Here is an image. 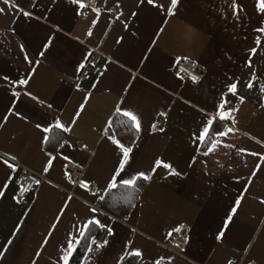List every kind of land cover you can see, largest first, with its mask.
Listing matches in <instances>:
<instances>
[{
  "label": "crops",
  "instance_id": "1",
  "mask_svg": "<svg viewBox=\"0 0 264 264\" xmlns=\"http://www.w3.org/2000/svg\"><path fill=\"white\" fill-rule=\"evenodd\" d=\"M236 2L233 14L232 0H178L168 14L171 0H0V264H62L81 230L89 236L78 264H264V12L257 0ZM181 58L198 63L199 80L175 70ZM117 107L138 115V132ZM118 122L126 129L117 137L108 128ZM110 136L132 150L124 178L150 176L117 183L121 208L102 204L122 157ZM68 163L82 169L76 180ZM28 169L42 178L17 197ZM93 217L112 228L100 247L101 228L81 227ZM179 226L189 238L177 254L167 244Z\"/></svg>",
  "mask_w": 264,
  "mask_h": 264
},
{
  "label": "snow or ice",
  "instance_id": "2",
  "mask_svg": "<svg viewBox=\"0 0 264 264\" xmlns=\"http://www.w3.org/2000/svg\"><path fill=\"white\" fill-rule=\"evenodd\" d=\"M77 2H79V0H77ZM154 0H148L149 4H153ZM5 4L9 3V0H4ZM178 4V0H171L170 6L167 8V12L168 14H172L173 9L176 7V5ZM239 5L237 4L236 0H232V11L233 14H235L236 10L238 9ZM257 8L258 10H260L261 12H264V0H257ZM0 11H3V9H0ZM25 15H28V13H24ZM259 31H264V28L259 29ZM259 43V41H257ZM49 44L45 43L44 44V48H48ZM252 51H255V49H252ZM197 79V77L193 76L192 80L195 81ZM18 83L20 84H26L27 80H20L18 81ZM249 87L251 86V84L248 85ZM229 91L231 92H235L236 90V84L232 83L229 84L228 86ZM243 99V97H241V100ZM221 107H223V104L221 105ZM84 108V104L80 105V109L83 110ZM116 113H121L124 117H126L129 121H131L132 127L135 128V130L138 132L140 130V121H139V117L138 115L134 114L133 111H129V110H123L121 107H117L115 109ZM80 112L78 111L76 113V117H79ZM160 115H164V113H160ZM228 117V113L221 111L219 114V118L221 120H225ZM5 119H7V117H5ZM75 123V118L73 120V124ZM212 124V120H208L207 125H205L199 132V135L197 137L198 140H205L206 138V134L209 131V127L208 125ZM37 128H40L41 125L37 124L36 125ZM55 127L57 128H62L64 132H68L70 130V126H64L63 124L60 123L59 120H56L55 123ZM154 127V125H153ZM162 130V129H161ZM231 129H225V131L221 132V131H217L216 135L218 136H224L226 134L227 131H230ZM43 132L47 133L49 132V127H44L43 128ZM113 144H115L121 151H122V157L119 159L118 165L115 168V171L111 174V176L107 179L106 181V185L107 187L104 189L105 191H107L108 189H112L114 187H116L117 183L121 184V185H125V186H134L137 179L141 178L144 181H147L150 179V176L148 173L144 172V171H136L134 174H131L128 178H124V174L126 171V165L128 163V161L130 160V152L132 151L131 148L124 146L123 144H121L117 139H115L114 137H108ZM45 139H47V137H45ZM209 151H211V149H209ZM14 159V158H13ZM64 159H68L67 156L64 157ZM3 162L5 164L8 163L7 159L3 160ZM52 158L50 157L48 162H47V166H45L44 171L47 172L49 170V167L52 165ZM155 164L157 166H160L162 164L161 159L157 158L155 160ZM11 167V166H10ZM163 167L166 169H171V165L168 163H163ZM152 171H155V169H152ZM173 174L178 175L179 173H176L174 169H172ZM35 183L39 184V181L37 180ZM81 187H86L85 183L82 181L81 182ZM0 195H3V192L0 191ZM70 199V198H69ZM101 199H103V197H101ZM236 207H233L231 209V212L233 214L236 213L237 211V207L240 204V201L237 200L235 202ZM91 211H95V209H92ZM231 220V217L229 216L228 218L225 219L224 226L225 228L227 227V225L229 224V221ZM95 224L97 227L103 229L106 227L105 224H102L98 219H95L94 217L92 219H90L89 221H87L86 223H84L81 227L82 229H87L89 228L90 225ZM108 234L111 235L112 234V228L108 227L107 228ZM175 231H180L179 228H176ZM85 234V232L83 230L80 231V236H83ZM224 234V230H221L217 236L216 239L220 240L222 235ZM71 235V234H69ZM75 242L78 243V238H74ZM104 243H107V241H105ZM129 243L131 244V241H129ZM97 247H100V245H97ZM75 250V243L73 242V240H69L67 242V246L66 249L63 251V255H61L59 257V259L62 261V264H70V257L73 253V251ZM133 254L137 257L141 256V251L139 249H133ZM227 264H232V261L229 260L227 262Z\"/></svg>",
  "mask_w": 264,
  "mask_h": 264
},
{
  "label": "built area",
  "instance_id": "3",
  "mask_svg": "<svg viewBox=\"0 0 264 264\" xmlns=\"http://www.w3.org/2000/svg\"><path fill=\"white\" fill-rule=\"evenodd\" d=\"M84 6H92V7H96L98 5V0H80ZM118 11V7L114 6L113 8V12H117ZM175 70L181 74L182 76H185L187 78H191L193 76L197 77L196 80H199L202 76V71L201 68L199 67L198 63L194 60L188 59V58H181L179 60L176 61L175 63ZM89 73V64L87 62L83 63L81 66V70L79 73V80L85 76H87ZM238 105L237 101L232 102L231 104L228 105V108H232V109H236ZM164 123V119L163 118H159L157 120H155L150 129L151 131H155L158 130L162 127ZM154 125V127H153ZM81 149H85L86 146L85 144H81L80 145ZM65 171L67 172L68 176L72 179V180H76L82 173V169L81 167L77 166L74 163H68L65 166ZM42 178V176L32 170H27L25 173L21 174L20 176H18L16 178V184L18 186V191H17V197H22L26 192L32 190V188L35 186V182L39 179ZM90 192L91 193H96L97 189L96 188H90ZM180 229V231H174L170 238H169V243L167 244L168 248H173V250L175 249L174 252H176L177 254L181 253V250L183 249V247L185 246L189 236L185 231L184 226H179L178 227ZM107 228H103L99 231L98 236L95 239V243L97 245H101L104 242L105 236L107 235ZM156 264H168L167 262H165L164 260H159L156 262ZM232 264H236V263H232ZM250 264H254V263H250Z\"/></svg>",
  "mask_w": 264,
  "mask_h": 264
},
{
  "label": "trees",
  "instance_id": "4",
  "mask_svg": "<svg viewBox=\"0 0 264 264\" xmlns=\"http://www.w3.org/2000/svg\"><path fill=\"white\" fill-rule=\"evenodd\" d=\"M125 127H126V125L123 122H121V123L118 122V123L112 124L108 128V133L118 137V134L121 131H124L126 129ZM213 136H214V131H211L209 133L207 139L204 142V147L209 144V142L211 141ZM131 141L132 140H130V142ZM120 191H121V186H116V187L110 189L105 201L104 202L102 201L103 206H106V204L108 205V203H109L110 205H114L116 207L119 206V208H121L122 205H121V201H120V199H121ZM88 236H89V231L87 230L85 232V234L81 237V240L79 241L77 247L75 248V250H74V252H73V254H72L71 258H70V264H78L79 263L82 255H83V253L85 251V247H86V243H87V240H88ZM126 264H128V262H126Z\"/></svg>",
  "mask_w": 264,
  "mask_h": 264
}]
</instances>
